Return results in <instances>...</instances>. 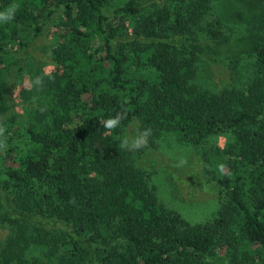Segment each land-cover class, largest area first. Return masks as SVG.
Listing matches in <instances>:
<instances>
[{"label":"trees","instance_id":"obj_1","mask_svg":"<svg viewBox=\"0 0 264 264\" xmlns=\"http://www.w3.org/2000/svg\"><path fill=\"white\" fill-rule=\"evenodd\" d=\"M215 1L0 0V11L18 7L0 23V226L15 230L0 264H264V0L226 3L242 11L255 63L243 87L216 94L195 83L201 61L232 62L207 55L227 42ZM43 38L54 68L36 73L30 54ZM25 76L43 87L20 91L16 115ZM125 110L119 128H103ZM130 126L151 128L152 145L171 136L194 150L230 134L209 156L208 195L221 201L211 220L191 224L160 204L119 149Z\"/></svg>","mask_w":264,"mask_h":264},{"label":"rangeland","instance_id":"obj_2","mask_svg":"<svg viewBox=\"0 0 264 264\" xmlns=\"http://www.w3.org/2000/svg\"><path fill=\"white\" fill-rule=\"evenodd\" d=\"M113 1L124 3L128 0ZM227 2L228 0H216L213 12L210 14L213 15V18L217 17L216 19L225 21L224 30L227 34V42L223 45H212L207 50V55L232 62L210 64L203 60L200 62L195 78L199 89L214 94L225 89L243 87L252 79L255 63V57L248 53L251 49L250 44H247L250 33L248 24L240 21L241 9L234 13L227 12L228 8L233 10L232 5L228 4L227 7ZM228 14L229 16H227ZM51 46L50 38H43L31 51L30 56L34 62L33 68L36 73L39 71L48 72L54 68L50 56ZM28 66L29 62L26 63V70H28ZM28 83L30 80L28 76H25L24 83L15 89L13 112L16 115L23 113L24 104L19 93L29 89L26 86ZM134 128L132 126L127 128L120 141L125 136L134 135L136 133ZM229 140L230 134H218L211 137L201 149L194 150L191 146L178 144L171 136H168L161 139L156 145H152L149 141L146 148L131 152L134 154L136 166L150 176L160 204L175 211L191 224H203L217 214L221 202L218 195H208L212 191L210 187H214L217 182L213 175L215 167L209 156L213 150L222 149ZM166 164H176L178 167H182L183 171L186 170L192 175L196 174L199 178L177 177L171 168L166 167ZM178 167L177 169L182 173ZM14 233L15 230L9 226H0V249ZM39 253L42 254V251L39 250L38 253L34 252L28 255V259H38Z\"/></svg>","mask_w":264,"mask_h":264},{"label":"clouds","instance_id":"obj_3","mask_svg":"<svg viewBox=\"0 0 264 264\" xmlns=\"http://www.w3.org/2000/svg\"><path fill=\"white\" fill-rule=\"evenodd\" d=\"M18 10L17 5H10L4 11H0V23L7 24L15 18V13ZM29 88L40 90L43 87V77L37 76L33 81L26 85ZM127 111L118 112L115 116L102 120V126L109 133L120 127L123 120L127 118ZM152 135L151 128L138 130L134 135L125 136L119 143V149L127 151H138L146 148L149 143V137ZM8 143L6 137V125L0 121V152L7 151ZM221 170L223 165H220Z\"/></svg>","mask_w":264,"mask_h":264}]
</instances>
